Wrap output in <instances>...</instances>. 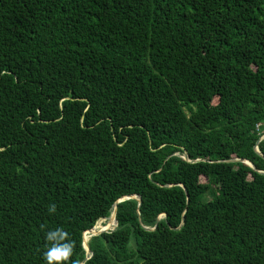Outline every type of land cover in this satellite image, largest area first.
Listing matches in <instances>:
<instances>
[{
    "label": "trees",
    "instance_id": "1",
    "mask_svg": "<svg viewBox=\"0 0 264 264\" xmlns=\"http://www.w3.org/2000/svg\"><path fill=\"white\" fill-rule=\"evenodd\" d=\"M262 135L264 0H0V264H264Z\"/></svg>",
    "mask_w": 264,
    "mask_h": 264
},
{
    "label": "clouds",
    "instance_id": "2",
    "mask_svg": "<svg viewBox=\"0 0 264 264\" xmlns=\"http://www.w3.org/2000/svg\"><path fill=\"white\" fill-rule=\"evenodd\" d=\"M50 210L55 211V205H52ZM46 239L51 244L44 254L47 264H69L73 246L64 230H50L46 233Z\"/></svg>",
    "mask_w": 264,
    "mask_h": 264
},
{
    "label": "water",
    "instance_id": "3",
    "mask_svg": "<svg viewBox=\"0 0 264 264\" xmlns=\"http://www.w3.org/2000/svg\"><path fill=\"white\" fill-rule=\"evenodd\" d=\"M264 138V135H262L259 139H258V141H257V143H259L262 139ZM255 149H256V151L259 153V154H261L262 156H263V154L260 152V150L258 149V146L256 145L255 146ZM183 158L184 159H186V160H188V161H195V160H190L189 158H188V155H187V153H184V155H183ZM198 160V159H197ZM229 162H231V161H242V162H245V163H247L248 165H250L252 168H255L254 167V165H253V163L252 162H250L249 160H247V159H242V158H232V159H229L228 160ZM259 172L260 173H262V174H264V171H261V170H259ZM130 197H133V198H136V199H138L139 200V204L141 203V198H140V196H138V195H131V196H127V197H125V198H130ZM124 198H121L119 201H121V200H123ZM111 215H113V217H114V219H115V226H117V219H116V205L114 206V210H113V212H112V214ZM110 215V216H111ZM166 216V214H162V215H160L159 217H158V220L159 219H161L162 217H165ZM183 224V222L181 223V225ZM146 229H149V230H152V229H154V228H151V227H145ZM91 229H89V230H86V231H90ZM85 231V232H86ZM107 230H101V231H98L96 234H91L90 236H93V235H97V234H100V233H102V232H106ZM84 232V233H85ZM83 245H84V248H85V250H86V252H87V256H86V258H85V260L86 259H88L89 258V256H90V250H89V247H88V239H85V237H84V234H83Z\"/></svg>",
    "mask_w": 264,
    "mask_h": 264
},
{
    "label": "rangeland",
    "instance_id": "4",
    "mask_svg": "<svg viewBox=\"0 0 264 264\" xmlns=\"http://www.w3.org/2000/svg\"><path fill=\"white\" fill-rule=\"evenodd\" d=\"M202 180L205 181L204 178H202ZM98 222H99L100 225L105 226V225L108 224V222H109V218H103V219H100ZM98 222H97V223H98ZM115 227H116V226L113 225V226L108 227V228H106V229H104V230H107V231H109V230H113ZM99 231H101V230H99ZM97 232H98V231L94 232V234H96ZM92 234H93V233H92ZM90 235H91V234H90ZM90 235H89V237H88V240H89L90 237H91ZM89 254H90V253H89Z\"/></svg>",
    "mask_w": 264,
    "mask_h": 264
},
{
    "label": "bare ground",
    "instance_id": "5",
    "mask_svg": "<svg viewBox=\"0 0 264 264\" xmlns=\"http://www.w3.org/2000/svg\"><path fill=\"white\" fill-rule=\"evenodd\" d=\"M110 217H111V219H113V215H111ZM112 221H113V220H112ZM113 225H114V223H113ZM94 228H95V227H94ZM94 228L91 229L92 231L90 230V231H91V234L94 233V232H96V229H94ZM90 231H86V232L84 233V237H85L86 233H88V232H90ZM87 239H88V238H87Z\"/></svg>",
    "mask_w": 264,
    "mask_h": 264
}]
</instances>
